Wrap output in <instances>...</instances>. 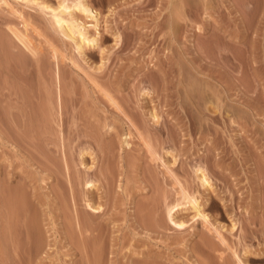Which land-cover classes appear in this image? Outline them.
Returning a JSON list of instances; mask_svg holds the SVG:
<instances>
[{
	"label": "rangeland",
	"instance_id": "rangeland-1",
	"mask_svg": "<svg viewBox=\"0 0 264 264\" xmlns=\"http://www.w3.org/2000/svg\"><path fill=\"white\" fill-rule=\"evenodd\" d=\"M78 1L64 0L65 19L75 15L88 35L98 37L94 44L84 41L81 51L82 37L65 35L48 10L0 0V42L10 43L5 55L0 47V183L9 173L11 186L30 188L32 197L44 182L37 191L53 193L50 207L61 200L57 210L44 207L45 260L36 255L29 233L22 234V249L10 247L7 261L0 254V264H264V0H86L98 19L96 28L91 16L74 7ZM7 26L26 34L35 56L16 44ZM48 94L54 98L49 111ZM43 104L53 114L52 125L43 124L49 117ZM153 111L159 123L150 117ZM40 128L44 141L37 140ZM83 149L94 158L91 179L101 191L108 189L106 196L99 191L107 209L94 222L99 220L100 231L87 240L68 233L63 214L73 197L63 189L65 180L83 174ZM148 149H156L157 160ZM91 155L85 152L86 164ZM55 157L61 162L54 163ZM197 166L208 175L210 195L201 193ZM51 169L65 174L52 178ZM100 170H119L115 184H107L111 188ZM181 187L199 199L208 222L193 218L187 204L176 212L186 224L164 230L170 224L168 203L179 201ZM31 205L33 215L39 206L32 200ZM101 255L96 262L93 257Z\"/></svg>",
	"mask_w": 264,
	"mask_h": 264
},
{
	"label": "bare ground",
	"instance_id": "bare-ground-1",
	"mask_svg": "<svg viewBox=\"0 0 264 264\" xmlns=\"http://www.w3.org/2000/svg\"><path fill=\"white\" fill-rule=\"evenodd\" d=\"M24 1H26V2H31V3H34V4H36V5H38V6H40V8L42 9V10H48L49 11V13L51 14V17H52V20H53V22L58 26V28L65 34V35H67L68 37H70V38H74L75 37V34L77 33L79 36H81L82 37V39H81V41L79 42V45H78V48H79V50L81 51L82 50V47H83V42L84 41H87L88 43H92V44H94V43H97L98 42V37H96V36H91V35H88V32H87V30H86V23L85 22H83V21H80L79 20V18H77L75 15H73L72 13H69V14H72L71 15V19L70 20H66L65 19V17H64V15H65V11L68 9V6H66L63 2H64V0H62L63 2H61V3H58V5L57 6H52V5H49V4H46V3H39L37 0H24ZM70 7V6H69ZM74 7L75 8H77L81 13H83V14H86V15H88V16H91L93 19H94V24H93V27L94 28H96L97 27V25H98V19L95 17V12H94V10L90 7V5L88 4V2H86V0H79L77 3H75L74 4ZM97 15V14H96ZM26 26V25H25ZM7 32H8V34L11 36V38H13V40L16 42V44L18 45V46H20L21 47V49H23L24 51H26V52H28V53H30L32 56H35V50H34V48L32 47V45H31V42L28 40V38H27V36H26V34L25 33H23L21 30H19V29H17L16 27H13V26H7ZM3 41V40H2ZM7 43H8V41H7ZM6 43V41L4 40V42H0V47H1V49H2V53L4 54V51L6 52V53H8L6 50H9V48H8V46L10 45V43H8L7 44ZM101 51H103V50H101ZM5 55V54H4ZM57 77V76H56ZM204 88V87H203ZM47 90V88L45 89V91ZM49 90V89H48ZM191 90V89H190ZM203 90V89H202ZM49 91H51V90H49ZM49 91L47 92V93H49ZM192 91V90H191ZM40 92V91H39ZM54 91H52V93H53ZM188 92V91H187ZM46 92H45V94H47ZM51 93V92H50ZM190 93H192V92H190ZM38 94H40V93H38ZM54 94V93H53ZM56 94V93H55ZM54 94V95H55ZM189 94V93H188ZM193 94V93H192ZM191 94V95H192ZM36 95V94H35ZM49 95H52V94H48V97L46 96V98L49 100H47L46 99V106H45V104H43V105H40V107L41 106H45L46 108H47V110L49 111V109H52V106H53V104H51V102L53 103V99L51 100V98L52 97H50V99H49ZM53 95V96H54ZM190 95V94H189ZM188 96V95H187ZM196 96H198V95H196ZM55 98H56V96H54ZM193 97V96H192ZM61 98V97H60ZM200 98V97H199ZM201 99H202V97H201ZM59 100V99H58ZM193 100V99H192ZM48 101V102H47ZM197 101V100H196ZM195 101V102H196ZM202 102H203V100H202ZM205 102V101H204ZM47 103H49V105L51 104L52 106H49L48 105V107H47ZM197 103H198V101H197ZM196 104V103H195ZM199 105V104H198ZM42 107V109L41 110H44V109H46L45 107L43 108ZM49 107H51V108H49ZM199 107H200V105H199ZM36 110V109H35ZM37 110H39V108H37ZM40 110V111H41ZM47 110H44V116H45V114L47 113V115H46V117H48L47 119H45V117H44V121L46 120H48L49 121V119H50V121L47 123L46 121L45 122H43V124L44 123H46L45 125L46 126H48V124H50L52 121V119L51 118H53L51 115H53L51 112H47ZM51 111V110H50ZM53 111V110H52ZM152 111V110H151ZM46 112V113H45ZM34 113L35 114H33V115H37V114H39V113H37L36 114V111H34ZM50 113H51V115H50ZM156 112H152V113H150V117L154 120H152L154 123L155 122H158L159 123V118L157 117V115L155 114ZM49 114V115H48ZM42 115V116H43ZM37 117H38V115H37ZM36 116H35V118H37ZM40 117H41V115H40ZM51 117V118H50ZM35 118H34V120H35ZM42 118V117H41ZM40 118V119H41ZM43 120V119H42ZM41 121V120H40ZM37 122V121H36ZM38 122H39V119H38ZM35 124V123H34ZM157 124V123H156ZM36 125V124H35ZM40 125V124H39ZM42 125V124H41ZM45 125H44V127H45ZM50 125H52V123L50 124ZM49 125V127H51ZM35 127V126H34ZM40 127V126H39ZM44 127H42V128H44ZM36 129H38V131H39V128H37V125H36V127H35ZM42 128H40V129H42ZM46 128V127H45ZM48 128V127H47ZM46 128V129H47ZM32 129V128H31ZM33 130V129H32ZM44 129H42V131H43ZM48 130V129H47ZM49 130H50V128H49ZM36 131V130H35ZM38 131H37V134H38ZM40 132H41V130H40ZM49 132V131H48ZM35 133L36 132H34V137L36 138V137H38L37 135L35 136ZM41 133H43V136L42 135H39V136H41L39 139H37V140H39L40 141V139L42 138V137H44L45 135V133H44V131L43 132H41ZM40 133V134H41ZM131 134V133H130ZM130 134L128 133V136L127 137H130ZM43 139V138H42ZM44 139L46 140V138L44 137ZM44 139H43V141H44ZM34 140H36V139H34ZM37 140H36V142H37ZM32 142V141H31ZM35 141L33 142V143H36ZM38 143V142H37ZM110 144H111V142H109ZM146 143V142H145ZM30 144H32V143H30ZM43 144H45V143H43ZM149 145H150V143H148ZM148 144L146 143V146L148 147ZM37 145V144H36ZM35 145V146H36ZM40 145H42V143L41 144H39V146ZM35 146L33 147V148H35ZM45 146V145H44ZM43 146V147H44ZM105 146H108V145H105ZM113 146V147H112ZM42 147V146H41ZM40 147V148H41ZM106 147H104L103 149H105ZM113 148H114V145H112L111 144V146H109V150L110 151H112L113 152ZM149 148H152V146L150 145L149 146ZM107 149V148H106ZM36 150V149H35ZM84 150V149H83ZM108 150V149H107ZM109 150H108V152H109ZM149 150V149H148ZM155 150L156 149H154V150H149L150 152L149 153H151V155H152V158H153V156H155L156 157V152H155ZM38 151V150H37ZM39 152V151H38ZM85 152H88V155H91V152H89L88 150H84V151H81V157L83 158V160L82 161H80V165H83V170H81L82 171V175H80V174H78L77 172H75L74 170V167L76 166H74V167H72L74 170H73V172H75V174H73L72 173V176H74V179L72 180V178L70 177L69 179H68V177H67V179H66V175H65V181L67 182V187H66V185H65V187H63V183L61 184V185H59V184H57L59 187L61 186V187H63V189H66L67 191H69L72 195L71 196H73L71 199H72V202H71V204L70 205H68L69 203V201L67 200V203L68 204H65V210H64V212L65 213H63V214H65V216H66V222H67V229H68V233H70V235L72 234V236H74V234L73 233H75V232H77V233H79L80 234V236H83V238H85L86 240L88 239V237L90 238L91 237V235H93V238H94V235L96 234L94 231L97 229L96 228V224H97V226H98V224L100 223L99 222V220H101L102 219V215L106 212V208L104 209V205H105V203H104V205L102 204V197L103 196H106V194H104L108 189H107V187L106 188H104L105 190V192H103V191H101L102 189H100L99 188V183H98V181H95V180H93V179H91V175L92 174H95V171H94V158L92 157V155L90 156V157H92L93 158V160H91V164H86V162L84 161V155H85ZM104 152V151H103ZM110 153V154H114V152L113 153ZM170 152V151H169ZM90 153V154H89ZM116 153V152H115ZM87 154V153H86ZM110 154H108L107 156H109ZM35 155V154H34ZM106 155V154H105ZM116 155V154H115ZM115 155H114V157H115ZM50 156V155H49ZM158 156V155H157ZM57 157V156H56ZM53 158L54 160H56L57 158ZM105 157V156H104ZM110 157L111 156H109V157H107L108 159H110ZM91 158V159H92ZM107 158H106V160H107ZM174 158V157H173ZM36 158H34V160H35ZM49 159V158H48ZM53 159L51 160V161H53ZM111 159H113V155H112V158ZM175 160H176V158H174ZM174 159H173V162H174ZM58 160V159H57ZM55 161L54 163H56V164H58L59 162H61L60 160L59 161ZM155 160H157V157H156V159ZM50 161V162H51ZM109 161V160H108ZM108 161H107V163H108ZM34 162V161H33ZM37 162V161H36ZM66 162V163H65ZM64 162V164L66 165L67 164V162L68 161H65ZM165 162V161H164ZM53 163V162H52ZM56 164H53L55 167L57 166V167H60L61 165H62V163H61V165L59 164V165H56ZM109 164H110V162H109ZM109 164H108V166H109ZM174 164V163H173ZM49 166H51V165H49ZM107 166V164L105 165V168L104 169H106V167H108ZM53 167V166H52ZM55 168V169H58V168ZM69 167H70V165L68 166V164H67V166L65 167V169L67 168V171H70L69 170ZM110 167V166H109ZM76 168V167H75ZM111 168V167H110ZM109 168V169H110ZM195 168H197V169H194L195 170V173L197 174V180L200 182L199 184H200V186H201V188L203 189V190H201V193H205V192H208L209 193V195H210V193H213V189L211 188V184H210V180H209V178H208V175H207V173H206V171H205V169H203L202 167H195ZM62 169V166H61V168H60V170ZM108 169V168H107ZM106 169V170H107ZM53 172H54V170L53 169H51ZM59 170V171H60ZM72 170V169H71ZM77 170H78V168H77ZM79 170H80V168H79ZM106 170H103L104 172H106L105 174H106V176L104 177L105 178V182H106V179H107V183H106V185L108 184V185H110V186H112L111 185V183L112 184H115V182H116V176L117 175H115V174H117V172L119 171V170H117V171H115L116 173L114 174V172H113V174H111L112 172H107ZM110 170H112V169H110ZM109 170V171H110ZM50 171V170H49ZM49 171H48V173H49ZM80 171V172H81ZM101 172V174L103 173L102 172V170H100ZM113 171V170H112ZM41 172V171H40ZM79 172V173H80ZM58 173H61V172H56V170H55V172L54 173H51V176H52V178H54L53 177V175L54 176H56ZM107 173H108V176H110V177H108L107 176ZM36 174V175H35ZM37 174H40V173H36V172H34V175L35 176H37ZM62 174V176H64L63 174H65L64 172L63 173H61ZM71 173L69 172V175H70ZM104 173H103V176L105 175ZM111 174V175H110ZM41 175H42V173H41ZM41 175H39V176H41ZM50 175V174H49ZM49 175H46V176H44V177H40L41 179H43V178H47V177H50ZM57 176H60V175H57ZM83 176V177H82ZM93 177V176H92ZM27 178V177H26ZM56 178V177H55ZM60 178L61 177H59V180H60ZM13 177L12 176H10L9 175V173H7V174H3V177H2V179H1V183H0V218H1V222H0V225H1V227H0V247H1V256L4 258H2L3 260H6V258L8 257V255H9V249H11L10 247H14V249H16V248H18L19 250H20V248H21V245L23 244V243H21V242H23V240H22V237H24V236H22V234H26V235H28L29 233H33L34 234V236H35V239H33V241H34V247H35V251H36V255H38V254H41V257H43V260L42 261H44L45 259H44V257H45V249H46V245L48 244V241H47V235H46V233H47V231H46V227H44V225H43V223H44V221H45V218H46V214H47V210H46V208L44 209V207L46 206V207H50V205H51V202H53L54 201V199H53V197L51 198V195L53 194H51V195H49V192L48 193H46L45 191H43L46 195H44V193L42 194V195H40L39 193H38V191H37V188H39L40 187V189L43 187H41V185L44 183V182H42V184H40L41 182H39L40 181V179L38 178V176H37V180L39 179V181H38V183H35V184H40V186L38 185V187L36 186V189H31V190H33L34 192H37V194H38V196H36L35 194L36 193H33L32 194V197L30 196V194H29V189H24V190H19V189H16V187L14 188V187H12L11 185H12V181H13ZM28 179V178H27ZM26 179V180H27ZM31 179V178H30ZM49 179V178H48ZM57 179H58V177H57ZM63 179V178H62ZM100 179H102V178H100ZM31 180H33V178L31 179ZM35 180V179H34ZM33 180V181H34ZM55 180V179H54ZM41 181H44V179L43 180H41ZM113 181V182H112ZM59 181L57 180L56 181V183H58ZM61 182H63V180L61 181ZM27 183H29V184H32V183H30V181L29 182H27V181H25V184H26V186L28 185ZM47 184V183H46ZM105 184V183H104ZM32 185H34V183L32 184ZM107 185V186H108ZM23 186H25L24 184H23ZM30 186V185H29ZM35 186H34V188H35ZM47 186V185H46ZM101 186V185H100ZM110 186H108V187H110ZM32 188H33V186H31ZM44 187H45V184H44ZM60 187V188H61ZM76 187H77V189H76ZM188 187H189V185H188ZM188 187L186 188V190L188 189ZM23 188H25V187H23ZM22 188V189H23ZM55 188H58V187H56L55 186ZM59 188V189H60ZM102 188V187H101ZM111 188V187H110ZM109 188V190L111 191V189ZM112 188H114V186L112 187ZM182 188V187H181ZM200 188V187H199ZM198 188V191H200V189ZM40 189H38V190H40ZM46 189H48L47 187H45V189L44 190H46ZM79 189V190H78ZM107 189V190H106ZM183 189V188H182ZM181 189V193H182V195H181V197H180V199H179V201L178 202H175V204L174 203H171V204H173V205H171L170 204V206H169V203H168V207H167V216H168V220H169V223L170 224H167V226H165V227H163L162 229H164V230H168V229H171L172 228V226L175 228H182L185 224H186V222L183 220V219H181V218H177L176 217V212L180 209V207L181 206H183V205H187L188 204V208H191V209H193L195 212H194V215H193V218H195V217H198V218H201L204 222H208V214H206V212H205V209H203V208H205V207H202V203L199 201V199L194 195V194H192V195H190L189 193H190V191L189 192H187L186 190H184L185 189V187H184V189L182 190ZM212 189V190H211ZM36 190V191H35ZM55 190V189H54ZM61 190H62V188H61ZM79 192H78V191ZM113 190V189H112ZM51 191H53V190H51ZM50 191V192H51ZM64 191V190H63ZM62 191V193H63V196H65L64 194H65V192H63ZM99 191H101V192H103L102 194H104L103 196H102V194H101V192H99ZM197 191V192H198ZM203 191V192H202ZM39 192H41V190L39 191ZM55 193H57V192H55ZM60 193V192H59ZM208 193H206L207 195H208ZM67 194V196H68V193H66ZM109 195L111 194V193H108ZM205 194V195H206ZM58 195L59 194H57V196L56 197H58ZM62 195V194H61ZM208 195V196H209ZM34 196H35V198H34ZM53 196V195H52ZM70 196V195H69ZM68 196V197H69ZM158 195H156V197H157ZM162 195H160V197H161ZM56 197H54V198H56ZM108 197V196H107ZM200 197H202V194H201V196ZM207 197V196H206ZM31 198H34V199H31ZM105 198V197H104ZM163 198V197H162ZM164 198H165V195H164ZM60 199V198H59ZM58 199V200H59ZM70 199V198H69ZM155 199H158V198H155ZM161 198H159V200H160ZM166 199V198H165ZM201 199V198H200ZM203 199V198H202ZM205 199V198H204ZM203 199V200H204ZM31 200H32V202L33 203H35L37 206H39V208H38V212H33V215L31 214L32 213V211H31ZM53 200V201H52ZM56 201V204L58 205V202H61V200H59V201ZM168 200V199H167ZM167 200H164V204H165V201H166V204H167ZM207 200H208V198H207ZM65 201H66V199H65ZM106 201H107V199H106ZM153 202H154V200H152ZM157 201V200H156ZM206 201V200H205ZM62 202H64V201H62ZM160 202H161V200H160ZM207 202V201H206ZM123 203H125V201L123 202ZM157 203V202H156ZM63 205H64V203H62ZM78 204H80L81 206V208L79 207V205ZM153 204V203H152ZM155 204V203H154ZM157 204H159V203H157ZM162 204V203H161ZM206 204V203H205ZM36 205H35V207H36ZM53 205H55V203H53ZM52 205V208L51 209H55V210H57V205H55V206H53ZM60 205V204H59ZM124 205V204H123ZM149 206V205H148ZM152 206V205H151ZM162 206V205H161ZM164 207L166 206V205H163ZM203 206H205L204 204H203ZM53 207H55V208H53ZM59 208H58V213L59 214H61L62 212H59V209L61 208L60 206H58ZM154 207V206H153ZM160 207V206H159ZM141 208V207H140ZM155 208V207H154ZM48 209V208H47ZM51 209H50V211H51ZM62 209V208H61ZM157 209V208H156ZM34 210V209H33ZM36 210V209H35ZM49 211V210H48ZM49 211V212H50ZM53 211V210H52ZM52 211H51V213H52ZM156 211V210H155ZM154 211V212H155ZM57 212H53V217H55V215H56V217L58 216V213ZM136 212V211H135ZM50 213V215L52 216V214ZM57 213V214H56ZM131 213V217H132V212H130ZM140 213V212H139ZM160 213V212H159ZM158 213V214H159ZM166 213V212H165ZM55 214V215H54ZM125 214H127V213H125L124 212V215ZM142 214V213H141ZM161 214V213H160ZM159 214V215H160ZM129 215V214H128ZM47 216H49V213H48V215ZM51 216H49V217H51ZM60 216V215H59ZM58 216V217H59ZM64 216V215H63ZM127 216V215H126ZM137 216V215H136ZM142 216V215H141ZM155 216L158 218L159 216H157V213L155 214ZM154 216V217H155ZM53 217H52V219H50L49 221H52V220H54V219H56V217L53 219ZM162 217V216H161ZM60 218V217H59ZM99 218H101V219H99ZM126 219L127 218H129V217H125ZM132 218H134V217H132ZM131 218V219H132ZM140 218V217H139ZM47 219V218H46ZM96 219H99L98 220V223L96 222V224H94V222H95V220ZM139 220H142V219H139ZM133 221H134V219H133ZM133 221H132V223H133ZM153 221H156V218H155V220H153ZM160 221H162V219L160 220ZM166 221V220H165ZM19 222H23L24 223V225H25V227L22 225V223H21V226H23V227H20L19 226ZM53 222V221H52ZM138 222V221H137ZM145 222V221H144ZM147 223H149V222H147ZM165 223H167V222H165ZM165 223H163V225L165 224ZM150 224V223H149ZM151 224H153V223H151ZM156 224H157V222L155 223V226H156ZM141 225V224H140ZM134 226H136L135 224H134ZM233 227H234V225H232ZM136 227H138V225L136 226ZM140 227V226H139ZM142 227V226H141ZM145 227V226H144ZM148 227V226H147ZM151 227H152V225H151ZM153 227H154V225H153ZM159 227H161V225L159 226ZM159 227H157V231H158V228ZM101 228V227H100ZM156 228V227H155ZM154 228V229H155ZM173 229V228H172ZM66 230V229H65ZM97 231H100L99 230V227H98V229H97ZM96 231V232H97ZM93 233H95V234H93ZM100 233V232H99ZM86 234V235H85ZM32 236V235H31ZM33 236V237H34ZM66 236H68V234L66 235ZM26 237V236H25ZM29 237V236H28ZM28 237H27V239H28ZM71 237V236H70ZM31 238V237H30ZM32 239V238H31ZM31 239H29V240H31ZM81 239H82V237H81ZM88 241H91V239H89ZM24 242H25V240H24ZM26 243V242H25ZM33 243V242H32ZM31 243V244H32ZM81 243V242H80ZM88 243V242H87ZM92 243V242H91ZM85 244H86V242H85ZM91 245V244H90ZM48 246V245H47ZM87 246V245H86ZM16 247V248H15ZM84 247V246H83ZM82 247V249H84ZM91 247V246H90ZM18 249H16L15 251H17ZM22 249V248H21ZM88 249H90V248H88ZM94 249V248H93ZM11 251V250H10ZM94 251V250H93ZM96 251V250H95ZM98 251H99V249H98ZM13 252V251H12ZM21 252V251H20ZM100 252V251H99ZM102 252V251H101ZM96 252H93V254H95ZM245 253H247V252H245ZM12 254V253H11ZM17 254H19V252H17ZM85 254V253H84ZM14 255H15V253H14ZM13 254H12V256L11 257H13L14 256ZM97 255H99V254H97ZM94 256V255H93ZM92 256V257H93ZM102 255L99 257H93V258H95L96 259V262H100L101 261V259H102ZM17 258V257H16ZM15 258V259H16ZM104 258V257H103ZM2 260V261H3ZM7 261V260H6ZM16 261V260H15ZM95 260L93 259V262H94ZM4 262V261H3ZM101 263V262H100ZM94 264H96V263H94ZM194 264V263H193Z\"/></svg>",
	"mask_w": 264,
	"mask_h": 264
}]
</instances>
